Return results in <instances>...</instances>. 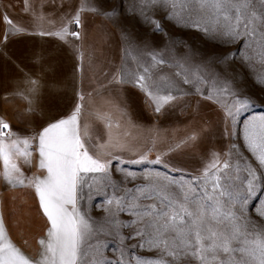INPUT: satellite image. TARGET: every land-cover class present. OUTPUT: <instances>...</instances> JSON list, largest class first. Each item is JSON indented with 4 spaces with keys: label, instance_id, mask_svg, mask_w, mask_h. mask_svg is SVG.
<instances>
[{
    "label": "snow or ice",
    "instance_id": "obj_1",
    "mask_svg": "<svg viewBox=\"0 0 264 264\" xmlns=\"http://www.w3.org/2000/svg\"><path fill=\"white\" fill-rule=\"evenodd\" d=\"M141 2L143 22L151 24L155 33H163L167 36L160 21L148 16L144 9L153 7L164 9L165 20H173L180 26L202 31L213 41L218 40L216 33L219 25L223 29L222 35L230 38L221 40L220 43L227 45L243 40L242 46L251 50V55L247 52L242 53L240 49L208 54L206 60L192 71V79L187 75L188 70L178 64V67L183 69V74L176 75L181 76L184 83H192L197 93H200V88L196 85L207 82L204 76L199 74L200 67L215 64L226 71L230 62H234L237 58H241V63L250 70H253L251 63L253 60L264 65V0H141ZM85 11L104 18L118 15V10L115 8L104 10L92 4L91 0H81L80 8L67 23L82 27L80 14ZM205 17L211 21V27L202 26ZM5 20L11 26V32L26 31L25 28L14 25L7 16ZM39 35H53L66 41L68 36L78 40L81 32L79 30L69 32L65 25L58 31L48 33L41 31ZM121 38L127 41L129 34L122 31ZM170 43H182V41L173 39ZM131 51L130 48L125 49L128 55H131ZM77 55L83 60L82 52L78 51ZM149 55L152 67L166 63L165 58L159 53ZM147 78H150L147 67L142 68V73L133 74V82L149 96H153V92L148 88ZM242 79L243 74L239 70L230 77V80L236 81L237 84ZM253 79L264 87V72H257ZM229 91V84L220 88L222 93ZM213 92H215L214 86ZM231 94L235 96L236 91L232 90ZM12 95L23 101L25 116L43 115L39 107V85L36 80L26 75L24 82ZM206 98L213 97L208 95ZM83 99V95H80L79 100L83 101ZM153 99L157 102L156 111L159 112L163 103L175 97L153 96ZM255 103V99L251 96H237V111L251 107ZM81 107L82 105L78 103L72 113L66 117H47L37 131L27 135L20 134L26 131L24 129L18 132L12 131L10 123L0 116V161H2L0 179L12 187L25 186L34 189L42 213L49 222L44 237L38 242L40 251L37 257H30L11 240L3 214L0 213V264H91L90 253L85 247L91 226L77 209V189L88 179L81 173L107 174L109 165L101 162L98 156L94 158L89 154L86 139L90 137L87 125L85 124L83 128L81 126ZM228 114L231 115V111ZM30 122V120L24 121L26 124ZM245 139L248 148L264 165V116L249 122L245 129ZM33 151L38 152L39 159L36 166L42 170L40 175H26L21 166L23 164L31 168ZM145 159L142 157L139 161L131 162L141 163ZM151 163H160V160ZM224 167L228 165L225 164ZM250 175L252 179L248 183L251 189L252 182L257 177L254 171H251ZM214 179L216 182L213 184V193L220 188L219 179ZM152 188L156 195H152L145 188L137 189L144 199L153 201L150 204L136 205L142 209L137 213L138 219L150 230L148 234L152 239L148 241L149 247L160 250L172 260L169 262L161 257L159 260L141 261L140 264H176L180 260H183L184 264H191L192 260H198L200 264H264V230L256 232L255 239L244 240L240 246H234L233 242L239 241L240 236L247 232L248 223L245 221L241 225L238 223L240 218L233 212L222 211L219 199L209 195L208 203L203 204L192 200L195 208H190L188 193L194 191L190 185L178 196L170 192L167 186L152 185ZM219 195H224V192L221 190ZM112 202V200L108 201L110 204ZM116 203L119 204L120 201L117 200ZM136 234L143 237L146 233L138 230Z\"/></svg>",
    "mask_w": 264,
    "mask_h": 264
},
{
    "label": "crops",
    "instance_id": "obj_2",
    "mask_svg": "<svg viewBox=\"0 0 264 264\" xmlns=\"http://www.w3.org/2000/svg\"><path fill=\"white\" fill-rule=\"evenodd\" d=\"M80 6L81 0H0V116L12 131L34 133L47 117H66L80 103L81 126L87 125L90 137L86 147L103 163L152 156L171 173L185 176L204 175L220 167L230 140L229 119L221 104L187 93L173 96L157 112L156 100L133 82L126 69L124 40L111 18L85 11L80 14L82 27L67 23ZM5 16L26 31L11 32ZM65 25L69 32L79 30L80 38L68 36L62 41L39 35ZM26 75L39 85L43 113L39 117L25 116L23 101L12 95ZM38 159L33 151L31 168L21 165L26 175L41 174ZM79 204L78 186L77 209ZM0 213L16 246L27 256L37 257L38 242L49 222L34 189L12 187L0 179Z\"/></svg>",
    "mask_w": 264,
    "mask_h": 264
},
{
    "label": "rangeland",
    "instance_id": "obj_3",
    "mask_svg": "<svg viewBox=\"0 0 264 264\" xmlns=\"http://www.w3.org/2000/svg\"><path fill=\"white\" fill-rule=\"evenodd\" d=\"M91 3L104 10H118V15L111 19L121 33L124 31L129 34V39L124 40V44L125 49L130 48L132 51L131 55L125 52V66L132 78L134 73H142V68L147 67L150 72L147 84L153 96L187 93L212 95L228 115L230 139L225 161L220 167L204 175L185 176L171 173L160 163H151L156 160L152 156L146 157L141 163L109 165L107 174L81 173L88 179L84 185L79 186L78 210L91 226L85 245L90 253L91 264H140L141 261H154L161 257L171 262V257L149 247L148 241L152 239L148 234L150 230L144 227V222L140 221L137 215L142 209L136 205L153 203L152 200L144 199L137 189L145 188L152 195H156L152 185L167 186V189L177 196L190 185L194 189L188 193L190 208H195L192 200L203 204L208 203L209 195L219 199L222 211L233 212L240 218L238 223L241 225L245 221L248 223L247 232L240 236L239 241L233 242L234 246H240L244 240L255 239V233L264 230V165L248 148L245 129L250 121L264 116V87L253 79L257 72H264V65L253 60V70H250L241 63V58H237L230 62L226 71L215 64L200 67L199 74L204 76L207 82L196 85L200 88V93H197L192 83H184L182 77L176 74H183V69H187V75L192 79V71L211 53L240 49L242 53L251 55V50L242 46L243 40L224 45L219 41L230 38L222 35L223 29L219 25L216 33L218 40L213 41L202 31L180 26L173 20H165L164 9H144L148 16L160 21L167 36L155 33L151 24L143 22L141 0H91ZM202 26L211 27V21L205 17ZM173 39L182 43H170ZM150 53H159L166 63L152 67ZM178 64L183 65V69L178 67ZM236 70L243 74L239 84L230 80ZM217 73L219 75H216ZM225 84L230 85V91L222 93L220 88ZM232 90L236 91L235 96L231 94ZM245 95L253 97L256 103L237 111V96ZM229 111L231 115L228 114ZM225 164L228 167H224ZM251 171L255 172L257 179L253 180L250 189L248 181L252 179ZM214 178H218L220 183V188L215 193ZM221 190L224 192L222 196L219 195ZM109 200L113 202L110 204ZM117 200L120 201L119 204L116 203ZM138 230L146 234L143 237L138 236ZM176 264H184V261H177ZM191 264L200 262L192 260Z\"/></svg>",
    "mask_w": 264,
    "mask_h": 264
}]
</instances>
